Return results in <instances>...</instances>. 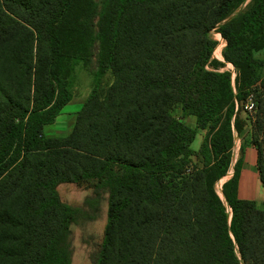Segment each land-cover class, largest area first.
Returning <instances> with one entry per match:
<instances>
[{
    "label": "trees",
    "instance_id": "obj_1",
    "mask_svg": "<svg viewBox=\"0 0 264 264\" xmlns=\"http://www.w3.org/2000/svg\"><path fill=\"white\" fill-rule=\"evenodd\" d=\"M245 1L0 0V264H71V226L96 219L103 195L90 264H264V202L237 192L242 147L224 201L214 188L245 120L264 188V0ZM77 61L94 85L71 130L47 136ZM177 104L205 130L197 151ZM60 183L91 194L70 205Z\"/></svg>",
    "mask_w": 264,
    "mask_h": 264
},
{
    "label": "rangeland",
    "instance_id": "obj_2",
    "mask_svg": "<svg viewBox=\"0 0 264 264\" xmlns=\"http://www.w3.org/2000/svg\"><path fill=\"white\" fill-rule=\"evenodd\" d=\"M249 0H246L238 10L243 9L246 3ZM211 36L215 39L216 31L211 32ZM217 44L221 45L222 48L225 45V41L223 39L217 40ZM222 41V42H221ZM216 44V45H217ZM215 45V46H216ZM221 55V52H220ZM260 57L263 55L260 54ZM222 57V55H221ZM212 58H215L219 61L223 62V66L220 70H229L231 72V79L232 84L235 86V80L237 76V70L229 65L227 62L223 60V57L220 58L219 55L214 54V50L212 53ZM264 77V65L258 69V78L262 79ZM113 76L111 71H107L100 80L99 92L101 94L104 93L107 86L112 82ZM94 85V76L90 74L85 68L82 67L80 62H75L72 73L69 78V90L72 94L71 101L66 104L62 108V113L57 119V122L54 125L48 126L45 129L44 133L47 136H55L52 134L60 133V134H67L70 131L71 125H73L75 120V115L77 111L81 108L82 103L84 102L85 98L87 97L88 93L90 92L92 86ZM257 93H261L264 91V88L257 84ZM177 107V106H176ZM173 114L176 113L175 107L172 109ZM243 113V118L248 117L252 119L254 114L249 115L246 112ZM56 121V120H55ZM49 125V124H48ZM235 143L232 149L233 159H237L240 156V147L238 148V139L237 137L234 139ZM233 164V162H231ZM231 164L229 171L225 175V178L220 181V179L215 183L214 188L217 193L221 192L222 183L228 179L230 176L229 172L233 170V165ZM57 191L59 194L60 199L68 203L70 205H81L85 197L91 194V190L86 188L84 185H78L76 183H60L57 186ZM223 195V194H222ZM105 195H103V199L100 201L99 206V215L96 219L85 222L83 224H73L71 226V236L70 242L72 247V254H71V264H90L91 263V255L94 251L96 245L101 241L103 227L106 222V199ZM224 197V196H223ZM226 204V203H225ZM228 208V207H227ZM229 211V208H228Z\"/></svg>",
    "mask_w": 264,
    "mask_h": 264
},
{
    "label": "crops",
    "instance_id": "obj_3",
    "mask_svg": "<svg viewBox=\"0 0 264 264\" xmlns=\"http://www.w3.org/2000/svg\"><path fill=\"white\" fill-rule=\"evenodd\" d=\"M175 110H177V111L175 114H173V112H172L173 116H175L177 118H181L190 127L196 128V135H195L193 142L191 143V148L194 151H197L200 144H201L203 136L205 134V130L200 129L196 126V118L194 115H190V114L184 115L180 105H178V104L175 105ZM61 113H62V111L60 112V114ZM60 114L57 116V118L60 116ZM239 116L243 118L244 115H243V113H240ZM245 121H246V123L240 132L233 130L234 139L236 137L238 139V148L242 147V151H243L240 173H239L238 191L237 192H238V196L240 198L254 200L258 204H262L264 202V188L261 184L258 172L256 170V157H257L256 155H257V153H256V149H255L254 145L249 140V138H250V136H249V130H250L249 121L248 120H245ZM56 122H57V119L54 123L46 125L45 129L48 128V126H50V125H54ZM71 128H72V125L70 127V130H71ZM52 135L63 136L65 134L55 133ZM233 146H234V144H233ZM236 160H237L236 158L233 159V154H232L231 162H233V164L232 163L231 164L234 165ZM232 172H233V170L231 172H229L230 176L232 175Z\"/></svg>",
    "mask_w": 264,
    "mask_h": 264
},
{
    "label": "built area",
    "instance_id": "obj_4",
    "mask_svg": "<svg viewBox=\"0 0 264 264\" xmlns=\"http://www.w3.org/2000/svg\"><path fill=\"white\" fill-rule=\"evenodd\" d=\"M237 109V106H236ZM242 111L249 115L255 114L257 109L256 94L253 89L249 90L244 102L242 103Z\"/></svg>",
    "mask_w": 264,
    "mask_h": 264
},
{
    "label": "bare ground",
    "instance_id": "obj_5",
    "mask_svg": "<svg viewBox=\"0 0 264 264\" xmlns=\"http://www.w3.org/2000/svg\"><path fill=\"white\" fill-rule=\"evenodd\" d=\"M216 37L217 38H215V39H217V40H220V39H223L222 37H221V35L220 34H218V33H216ZM224 40V39H223ZM222 42V41H221ZM220 52H221V45L218 43L216 46H215V48H214V54L215 55H219L220 56V58H222L221 57V55H220ZM229 65H231L229 62H227ZM232 66V65H231ZM229 177V176H228ZM225 178V176H223L221 179H220V181L222 182V180ZM218 194L220 195V197L223 199V201H224V197H223V195H222V193L219 191L218 192ZM226 203V202H225ZM228 206V205H227Z\"/></svg>",
    "mask_w": 264,
    "mask_h": 264
}]
</instances>
